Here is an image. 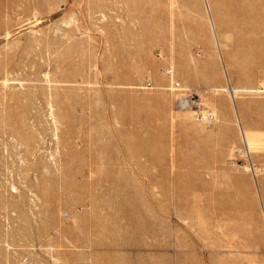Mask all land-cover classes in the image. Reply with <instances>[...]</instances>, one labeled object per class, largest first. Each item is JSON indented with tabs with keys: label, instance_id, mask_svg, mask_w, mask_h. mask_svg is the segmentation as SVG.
I'll list each match as a JSON object with an SVG mask.
<instances>
[{
	"label": "rangeland",
	"instance_id": "374dc122",
	"mask_svg": "<svg viewBox=\"0 0 264 264\" xmlns=\"http://www.w3.org/2000/svg\"><path fill=\"white\" fill-rule=\"evenodd\" d=\"M244 139L264 0H0V264H264Z\"/></svg>",
	"mask_w": 264,
	"mask_h": 264
},
{
	"label": "built area",
	"instance_id": "2783aa9c",
	"mask_svg": "<svg viewBox=\"0 0 264 264\" xmlns=\"http://www.w3.org/2000/svg\"><path fill=\"white\" fill-rule=\"evenodd\" d=\"M176 83H173V87L175 89H179V84L175 85ZM178 107H180L181 109H185V110H190L192 112L195 113V115H197L198 117H200L202 120L208 122V123H213L217 120V115L216 113L210 109L209 107H205L204 103L201 101L200 98L195 97L193 94L189 95V94H182V96L179 98L178 100ZM240 151L239 152L242 157L240 159V161L245 164L246 166L250 167L251 169L254 170V173L256 174V169L257 167L261 170V172L264 173V166H259L258 164L254 165L253 162L250 161V155L251 153H249L250 151H248V149L245 147L244 143L243 145L240 147ZM262 167V168H260ZM258 170V171H260ZM252 173V171H250ZM253 175V173H252Z\"/></svg>",
	"mask_w": 264,
	"mask_h": 264
},
{
	"label": "bare ground",
	"instance_id": "6f19581e",
	"mask_svg": "<svg viewBox=\"0 0 264 264\" xmlns=\"http://www.w3.org/2000/svg\"><path fill=\"white\" fill-rule=\"evenodd\" d=\"M227 90L231 93L232 97H236L237 94H238V90L236 88H234V87H232V88L231 87L230 88L228 87ZM243 143H244L245 147L248 149V151H250L249 153H251V155H250V161L253 162L254 165L258 164V163H256L253 160V152L254 153L264 152V140L248 141V140L244 139V142ZM240 149L241 148H238L236 151H240ZM260 168H262V167H260ZM246 169H248L249 171H252L253 176L255 178H257L260 173H263V172H261V170L258 167L255 170L256 171V174L254 173V170L251 169L250 167L247 166ZM258 170H260V171H258ZM263 201H264V199H263ZM263 207H264V204H263Z\"/></svg>",
	"mask_w": 264,
	"mask_h": 264
},
{
	"label": "crops",
	"instance_id": "0c3cea01",
	"mask_svg": "<svg viewBox=\"0 0 264 264\" xmlns=\"http://www.w3.org/2000/svg\"><path fill=\"white\" fill-rule=\"evenodd\" d=\"M264 183V179L263 180H260V185ZM264 193V192H263Z\"/></svg>",
	"mask_w": 264,
	"mask_h": 264
}]
</instances>
